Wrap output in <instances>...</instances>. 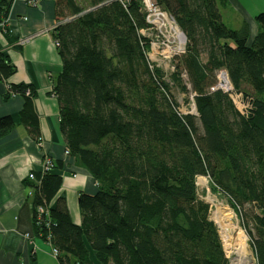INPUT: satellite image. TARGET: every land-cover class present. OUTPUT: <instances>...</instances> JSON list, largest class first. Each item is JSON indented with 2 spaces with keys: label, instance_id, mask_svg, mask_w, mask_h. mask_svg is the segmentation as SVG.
<instances>
[{
  "label": "trees",
  "instance_id": "trees-1",
  "mask_svg": "<svg viewBox=\"0 0 264 264\" xmlns=\"http://www.w3.org/2000/svg\"><path fill=\"white\" fill-rule=\"evenodd\" d=\"M56 1L53 37L63 69L52 94L68 155L98 191L79 194L78 226L57 199L59 166L28 179L35 235L58 251L60 264H229L210 206L198 198L197 179L207 177L239 213L257 264H264V14L248 45L246 26L223 22L226 0H154L187 39L167 77L148 62L141 0ZM10 7L0 0V21ZM221 71L250 102L247 113L230 94L211 91ZM14 73L0 53L1 79ZM175 86L192 94L195 115L180 111ZM18 94L35 95L11 86L5 99ZM29 109L22 120L40 143ZM14 127L1 118L0 139Z\"/></svg>",
  "mask_w": 264,
  "mask_h": 264
},
{
  "label": "crops",
  "instance_id": "crops-1",
  "mask_svg": "<svg viewBox=\"0 0 264 264\" xmlns=\"http://www.w3.org/2000/svg\"><path fill=\"white\" fill-rule=\"evenodd\" d=\"M7 1L11 7L5 29L0 27V53L15 73L0 83V119L10 117L15 127L0 139V264H60L52 247L34 233L28 177L41 173L45 157L59 166L63 185L57 199L66 201L70 218L78 226L82 223L79 194L94 195L98 187L90 173L66 154L60 105L52 94L54 80L63 69L53 37L60 23L57 1L43 0L35 7L24 0ZM220 7L226 26L247 27L248 45H252L260 30L256 18L264 14V0H226ZM11 86L31 89L34 98L18 94L5 99ZM26 104L29 120L38 126L40 143L22 120Z\"/></svg>",
  "mask_w": 264,
  "mask_h": 264
},
{
  "label": "built area",
  "instance_id": "built-area-1",
  "mask_svg": "<svg viewBox=\"0 0 264 264\" xmlns=\"http://www.w3.org/2000/svg\"><path fill=\"white\" fill-rule=\"evenodd\" d=\"M28 5L35 7L43 0H24ZM121 1V0H120ZM131 0H126V3H129ZM143 5V12L146 15V23L149 26L147 30L141 31L143 37L150 39V48L147 52V59L150 64V67L153 69L154 67L160 68L167 76V72L173 73L175 71V67L173 61L176 57L185 53L187 39L185 35L181 32L179 27L176 24L175 19L170 16L167 12L162 10L154 0H141ZM7 25V20L0 21V27L5 29ZM56 46L58 47V42L55 41ZM161 51V52H160ZM162 62V63H161ZM168 64L167 68L165 64ZM165 70V71H164ZM221 77L226 78V84L221 83ZM5 80L1 79L0 83L4 82ZM221 90L224 93L230 94L231 99L233 100L236 107L239 111L243 114L247 113L248 108L250 107V102L244 99L241 94L235 93L228 75L225 71H221L218 76V83L215 87L211 89L212 92ZM27 95L30 94L29 91L26 93ZM193 99V96H192ZM237 102L242 104V107L237 106ZM66 154L69 153L66 151ZM54 168V164L49 157H45L44 163L42 166L41 173L50 172ZM31 181H36L35 175L30 174L28 177ZM44 209L40 208L39 213H43ZM225 242V239H224ZM226 243V242H225ZM229 247L232 244L227 243ZM247 248V244L245 249ZM224 253L226 258L229 261V264H238V258L233 257L230 259V255L226 253L225 249ZM52 254L55 257H58L59 253L56 249L52 248ZM247 256L245 257V259ZM244 259V260H245Z\"/></svg>",
  "mask_w": 264,
  "mask_h": 264
},
{
  "label": "rangeland",
  "instance_id": "rangeland-1",
  "mask_svg": "<svg viewBox=\"0 0 264 264\" xmlns=\"http://www.w3.org/2000/svg\"><path fill=\"white\" fill-rule=\"evenodd\" d=\"M78 1L80 2V4L87 6L86 0H78ZM220 6L219 8L221 10ZM165 66L169 68L167 63L165 64ZM166 72H167V77H168L171 73H169L167 70ZM183 79H184V83L187 85V79L185 77ZM220 80L222 81V77ZM188 89H189V86H188ZM172 96L174 100L176 101V103H178V105L180 106V111L183 114H194V115L196 114V107L193 102L191 93H188V94L184 93L180 89V87L175 86L173 87V90H172ZM237 106L241 108L242 104L237 102ZM197 187H198V198L201 201H204L205 203L209 204L210 206V218L209 219L214 223L217 229V232H218L221 245L223 249H225L226 253L230 255V259L233 257H237L238 259H240L241 257L244 258L247 256L249 257V260L243 261L241 264H257L254 252L251 248V239L242 225V221H241V217L239 213H237L227 203V200L223 195H219L218 193H215L212 191L210 180L207 177H198ZM221 210H227L225 212L226 215L224 214L225 216H223L224 218L222 217L224 220L222 221L221 216L219 215L220 218L216 222V220L214 219L215 214H219ZM228 220L230 222H228ZM225 228L227 229V232L231 237V244H232L231 247L227 246L228 244L224 242L222 231L225 230ZM240 233H242L243 236L245 237L244 239L245 244H247V248L245 249V256H242L241 248L239 246L240 245L239 243Z\"/></svg>",
  "mask_w": 264,
  "mask_h": 264
},
{
  "label": "bare ground",
  "instance_id": "bare-ground-1",
  "mask_svg": "<svg viewBox=\"0 0 264 264\" xmlns=\"http://www.w3.org/2000/svg\"><path fill=\"white\" fill-rule=\"evenodd\" d=\"M221 83H223V84H226V86H227V83H226V78L225 77H222V81H221ZM220 210V209H219ZM227 210H221V212H219V214H215V220H216V222L218 221V219L220 218L219 217V215L221 216V219H222V221L224 220L223 218V216H225L226 215V212ZM225 214V215H224ZM223 217V218H222ZM230 220V219H229ZM228 220V222H230ZM221 224V223H220ZM222 226V225H221ZM223 230V229H222ZM221 230V231H222ZM225 231H226V233H225ZM223 232V237H224V239H225V242L226 243H230L231 244V237H230V235L228 234V232H227V229L225 228V230H223L222 231ZM239 237H240V241H239V243H240V248H241V254H242V256H245V237L243 236V234L242 233H240V235H239ZM245 257L243 258V257H241L239 260H238V264H241L243 261H248L249 260V257H247L245 260Z\"/></svg>",
  "mask_w": 264,
  "mask_h": 264
},
{
  "label": "water",
  "instance_id": "water-1",
  "mask_svg": "<svg viewBox=\"0 0 264 264\" xmlns=\"http://www.w3.org/2000/svg\"><path fill=\"white\" fill-rule=\"evenodd\" d=\"M83 14H85V13H83ZM65 22H67V21H65Z\"/></svg>",
  "mask_w": 264,
  "mask_h": 264
}]
</instances>
